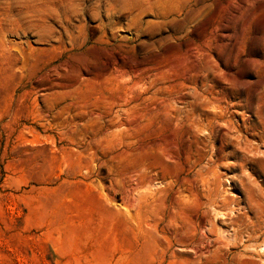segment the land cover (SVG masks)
<instances>
[{"label": "rangeland", "instance_id": "1", "mask_svg": "<svg viewBox=\"0 0 264 264\" xmlns=\"http://www.w3.org/2000/svg\"><path fill=\"white\" fill-rule=\"evenodd\" d=\"M106 103L132 108L102 152L121 174L76 144ZM151 141L185 147L184 168ZM196 144L202 249L226 242L195 264H238L264 243L227 242L233 218L264 224V0H0V264H193L111 181L193 179Z\"/></svg>", "mask_w": 264, "mask_h": 264}, {"label": "bare ground", "instance_id": "2", "mask_svg": "<svg viewBox=\"0 0 264 264\" xmlns=\"http://www.w3.org/2000/svg\"><path fill=\"white\" fill-rule=\"evenodd\" d=\"M158 1L163 2L164 0H158ZM96 104H99V103H96ZM106 104L107 105H104L103 107H98L100 106V104L96 106V108L98 109L94 110L92 112L93 114L91 115L90 122L94 120L97 123L96 126L97 127L100 126V127H98V129L94 131H91L90 129L91 133L85 132L86 130H83V133H79L82 135L81 136L78 135L80 137L77 136L79 140H77L76 144H77V147H83L84 144H87L88 146L89 156H87L88 157L87 165L85 164L88 169H90L92 164H95V165L97 164L100 167H108V170H110L111 172L112 170H114L113 168L114 166L113 167L109 166L108 162L104 160V156L102 155V152L105 151L108 146L109 148H110V145L112 147V144H114L115 146L116 143H114V141H116L117 143L120 142V140L119 142L117 141V138L120 137V135L124 134L123 132H121L120 127L127 126L125 123L126 122L125 116L127 113L130 112L132 108L130 107L128 108L127 106H125V104L124 105H121L118 103H113V104L106 103ZM79 110H82V109H79ZM90 111H92V109ZM165 112H168V111L164 110V114L169 116L170 113L168 112L169 114H167ZM114 113L116 114L115 117L112 116ZM171 117L176 120H181L182 113L178 111L176 114H172ZM137 127H139V125ZM132 129L134 128L132 127ZM136 129L137 131L140 130V128H135V130ZM120 138H122V136ZM73 141L74 140H71V142ZM168 143L159 142V141H155V142L151 141L149 143L144 144L143 147L141 146L139 147L142 152L145 151V153L147 152V153L159 154L164 158L166 162H172L178 168L183 169L184 164H183L182 158H183V155L187 154L188 150L185 147L177 146V144L174 145L175 147H172L173 143L172 144L170 143L168 144ZM111 149L109 151L113 150ZM136 150H139V149H136ZM189 150L194 153V157H195L194 165L192 167L193 170L195 171V177L193 179H189L186 176L184 177L177 176L178 178L173 179L172 181L166 183V185L164 186L165 189L154 190L152 186L158 182L160 177L159 175H155V174L154 175L146 174L145 172L147 170H145L146 168L142 166L144 170L141 167L140 170H136L132 173L125 174V175L122 173L123 176H117L115 180L111 181L112 182L111 185H115L114 183H116L118 186L122 187L124 193L126 192L127 195L134 194L135 196V193H137V196L135 197L132 196L133 198H131L130 196L129 201H126L127 203V204L125 203L126 207L128 209L133 207L135 210H137V212L140 215L144 214L148 217L149 219L148 226L152 227V229L154 228V230L160 236L161 240L164 241L165 247H166L165 250L170 251L174 258L187 257L189 261L195 264L200 260V256L206 253H210L212 251L214 253L221 252L222 249L224 248V241L226 242L224 238H228V237L227 236L224 237L223 238L224 241H220V240L210 241L209 246L204 247V249H202V245H203L202 241L204 243V240L200 235V232L202 230H201V224L199 221V216L197 214L198 208L196 207L197 197H198V194H197L198 177L200 176L198 169H197L198 168V160L196 158L197 144L196 146L191 145L189 147ZM141 155L143 154L141 153ZM114 171H116V169ZM117 174H121V173L119 172ZM112 178L114 179V177ZM117 190H120L119 187ZM241 217L242 216H240V218L236 217V219L233 218L232 220H230L231 225H233V227L238 226V227H241L242 229L241 231L235 230L234 234L229 237L230 240L228 239L229 241H227L229 243L232 240L233 244L231 245H233L234 248L240 246L239 244L244 245V242L246 243L244 245L245 247H248V244L250 243L251 244L257 243L258 242V239L256 237L257 233L258 232L261 233L264 230V224L262 222L257 221V222L246 223L244 218H241ZM226 232L225 234L228 233ZM228 243L226 245L231 246ZM257 247L258 246H255V248ZM260 248L262 249V251L260 252L254 253L255 250L253 252L245 251L243 255H239V256L234 255L235 257L233 259L238 258V260L240 259L239 263H241L244 260L246 261V259L257 256L259 257L260 260L264 261V243L260 246ZM177 250H179V253L177 252Z\"/></svg>", "mask_w": 264, "mask_h": 264}]
</instances>
